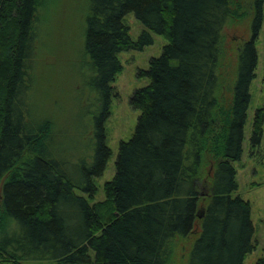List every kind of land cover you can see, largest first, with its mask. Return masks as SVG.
<instances>
[{
  "label": "trees",
  "instance_id": "1",
  "mask_svg": "<svg viewBox=\"0 0 264 264\" xmlns=\"http://www.w3.org/2000/svg\"><path fill=\"white\" fill-rule=\"evenodd\" d=\"M44 2L0 0V264H170L175 242L189 238L187 264H244L255 251L254 229L249 204L235 196L234 165L242 156L264 0L253 1L250 38L238 52L224 108L222 34L235 20L234 0H87L83 70L95 106L82 156L63 154L60 136L31 118ZM129 15L143 29L135 42L124 23ZM153 36L166 45L139 74L147 85L129 102L138 113L134 132L119 144L104 201L93 203L112 157L105 124L119 55L142 52ZM263 124L261 110L250 153L261 147Z\"/></svg>",
  "mask_w": 264,
  "mask_h": 264
},
{
  "label": "rangeland",
  "instance_id": "2",
  "mask_svg": "<svg viewBox=\"0 0 264 264\" xmlns=\"http://www.w3.org/2000/svg\"><path fill=\"white\" fill-rule=\"evenodd\" d=\"M254 0H234L236 13L222 34L220 61L219 107L231 101V85L235 77L238 52L250 38V22ZM87 0H45L39 15V44L33 61L30 113L36 126L49 125L60 136L58 147L66 155L82 156L90 144V124L87 114L93 112L94 95L87 88L88 74L82 56L83 20ZM132 41L143 32L132 15L125 19ZM264 20L256 43L258 64L250 89L251 103L244 129L242 156L235 164L237 192L235 196L247 202L251 209L255 251L244 264H256L264 257V124L261 147L250 153L249 140L256 112H264ZM153 44L142 52L119 55L121 73L114 81L110 115L105 124L106 145L112 155L102 177L97 181V195L93 203L104 201L103 187L114 176V165L121 142H127L135 129L138 113L130 107L135 91L144 88L147 81L139 74L148 68L151 59L161 55L166 45L162 38L153 36ZM83 70V72H82ZM85 72V73H84ZM78 74H81L80 77ZM80 77V78H79ZM219 125L214 134H218ZM208 160L210 158H207ZM198 228H196V231ZM193 239L177 240L170 264H187ZM33 264V263H25Z\"/></svg>",
  "mask_w": 264,
  "mask_h": 264
}]
</instances>
